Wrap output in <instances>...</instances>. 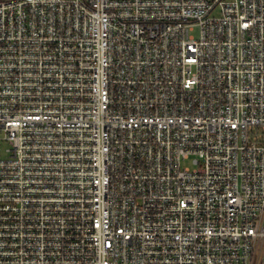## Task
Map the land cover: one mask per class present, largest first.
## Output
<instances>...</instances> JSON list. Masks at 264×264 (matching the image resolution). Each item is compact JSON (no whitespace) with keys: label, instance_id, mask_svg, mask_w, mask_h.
Returning <instances> with one entry per match:
<instances>
[{"label":"built area","instance_id":"2783aa9c","mask_svg":"<svg viewBox=\"0 0 264 264\" xmlns=\"http://www.w3.org/2000/svg\"><path fill=\"white\" fill-rule=\"evenodd\" d=\"M0 264H264V0H0Z\"/></svg>","mask_w":264,"mask_h":264},{"label":"rangeland","instance_id":"374dc122","mask_svg":"<svg viewBox=\"0 0 264 264\" xmlns=\"http://www.w3.org/2000/svg\"><path fill=\"white\" fill-rule=\"evenodd\" d=\"M192 159L193 158H189V160L183 161L182 166L183 167H189V168L193 169Z\"/></svg>","mask_w":264,"mask_h":264}]
</instances>
